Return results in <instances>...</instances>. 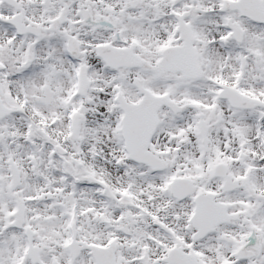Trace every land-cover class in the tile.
Here are the masks:
<instances>
[{
    "label": "snow or ice",
    "instance_id": "obj_1",
    "mask_svg": "<svg viewBox=\"0 0 264 264\" xmlns=\"http://www.w3.org/2000/svg\"><path fill=\"white\" fill-rule=\"evenodd\" d=\"M0 264H264V0H0Z\"/></svg>",
    "mask_w": 264,
    "mask_h": 264
}]
</instances>
